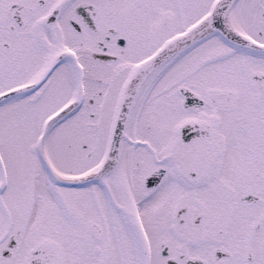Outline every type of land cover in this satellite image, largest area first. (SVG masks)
I'll return each mask as SVG.
<instances>
[{
	"label": "snow or ice",
	"instance_id": "obj_1",
	"mask_svg": "<svg viewBox=\"0 0 264 264\" xmlns=\"http://www.w3.org/2000/svg\"><path fill=\"white\" fill-rule=\"evenodd\" d=\"M0 264H264V0H0Z\"/></svg>",
	"mask_w": 264,
	"mask_h": 264
}]
</instances>
